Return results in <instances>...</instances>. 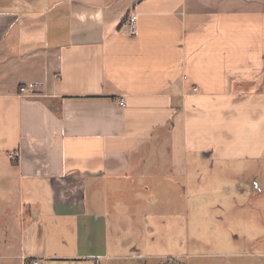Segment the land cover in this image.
<instances>
[{"label": "crops", "instance_id": "obj_1", "mask_svg": "<svg viewBox=\"0 0 264 264\" xmlns=\"http://www.w3.org/2000/svg\"><path fill=\"white\" fill-rule=\"evenodd\" d=\"M244 167L264 0H0V264H264V205L186 194Z\"/></svg>", "mask_w": 264, "mask_h": 264}, {"label": "rangeland", "instance_id": "obj_2", "mask_svg": "<svg viewBox=\"0 0 264 264\" xmlns=\"http://www.w3.org/2000/svg\"><path fill=\"white\" fill-rule=\"evenodd\" d=\"M209 169V168H206ZM214 171L209 173L205 176H192L190 177L191 184L192 186L190 189L187 190L189 194L190 200H208V199H225L226 197L224 196L223 193V187H224V182L228 184H232V190H231V195L227 197L229 200H256L261 205H264V176L259 177V183L256 185L252 181L251 174L249 173V168H243L242 173H240V169H228V170H218L216 171V175L213 174ZM246 187L248 189L247 192L244 191H238L237 187ZM259 186L258 188H256ZM228 193V192H227ZM197 210V208H196ZM207 211H212V210H217V209H211L207 208ZM259 212L261 214L264 213V206L259 209ZM241 225H239V229L235 231V233H243L245 229L249 228L248 226L251 223V219L242 217L240 219ZM260 228V227H259ZM261 229H264L261 228ZM260 229V230H261ZM204 231V228H199L196 230V233H202ZM264 230L260 232V234H263ZM208 237H210L209 233H206ZM203 242V240H200ZM249 240H241V246L243 248H246V242ZM261 243H264V237L261 240V237L258 239L257 243L260 246ZM210 250V249H207Z\"/></svg>", "mask_w": 264, "mask_h": 264}, {"label": "built area", "instance_id": "obj_3", "mask_svg": "<svg viewBox=\"0 0 264 264\" xmlns=\"http://www.w3.org/2000/svg\"><path fill=\"white\" fill-rule=\"evenodd\" d=\"M127 23H128V26H129V32L131 34H134L136 33L137 31V14L136 13H133L129 16L128 20H127ZM197 89V87H195V90ZM20 90L22 92H25L27 90V87L25 86H22L20 87ZM118 102L120 103V105L124 106L126 104V100L124 97H120ZM19 156V152L18 151H14L12 153V157L14 159L17 160V157ZM30 264H42L41 263V260L38 258V257H33V258H30Z\"/></svg>", "mask_w": 264, "mask_h": 264}, {"label": "trees", "instance_id": "obj_4", "mask_svg": "<svg viewBox=\"0 0 264 264\" xmlns=\"http://www.w3.org/2000/svg\"><path fill=\"white\" fill-rule=\"evenodd\" d=\"M125 19V18H124Z\"/></svg>", "mask_w": 264, "mask_h": 264}]
</instances>
